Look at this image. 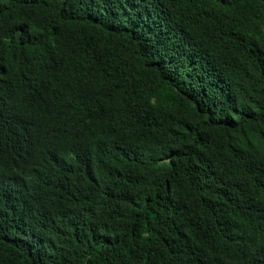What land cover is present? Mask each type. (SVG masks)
Segmentation results:
<instances>
[{
  "label": "trees",
  "instance_id": "1",
  "mask_svg": "<svg viewBox=\"0 0 264 264\" xmlns=\"http://www.w3.org/2000/svg\"><path fill=\"white\" fill-rule=\"evenodd\" d=\"M0 264H264V0H0Z\"/></svg>",
  "mask_w": 264,
  "mask_h": 264
}]
</instances>
